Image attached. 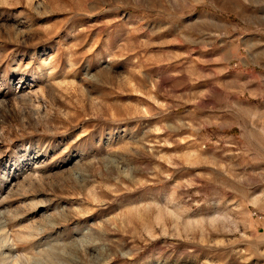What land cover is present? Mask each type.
I'll return each instance as SVG.
<instances>
[{"label": "rangeland", "instance_id": "obj_1", "mask_svg": "<svg viewBox=\"0 0 264 264\" xmlns=\"http://www.w3.org/2000/svg\"><path fill=\"white\" fill-rule=\"evenodd\" d=\"M0 264H264V0H0Z\"/></svg>", "mask_w": 264, "mask_h": 264}]
</instances>
